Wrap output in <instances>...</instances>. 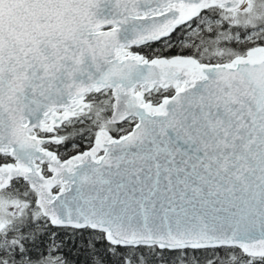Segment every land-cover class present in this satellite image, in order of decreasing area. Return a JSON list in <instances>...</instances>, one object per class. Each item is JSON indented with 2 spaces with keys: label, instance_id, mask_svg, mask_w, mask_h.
I'll return each mask as SVG.
<instances>
[{
  "label": "snow or ice",
  "instance_id": "snow-or-ice-1",
  "mask_svg": "<svg viewBox=\"0 0 264 264\" xmlns=\"http://www.w3.org/2000/svg\"><path fill=\"white\" fill-rule=\"evenodd\" d=\"M0 264H264V0H0Z\"/></svg>",
  "mask_w": 264,
  "mask_h": 264
}]
</instances>
